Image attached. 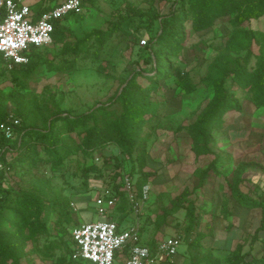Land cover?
Here are the masks:
<instances>
[{
	"label": "rangeland",
	"instance_id": "374dc122",
	"mask_svg": "<svg viewBox=\"0 0 264 264\" xmlns=\"http://www.w3.org/2000/svg\"><path fill=\"white\" fill-rule=\"evenodd\" d=\"M170 4L171 0H91L81 15L64 22L69 30L65 43H51L39 53L32 64L25 67L5 68L0 63L1 111L14 114L15 104H20L23 124L35 132H42L47 129L58 111L73 116L87 111L94 103L105 102L118 88L126 71L131 72L136 67L144 72V76L151 75L154 63L145 62L150 53L147 43L158 33V23H148L146 16L139 18L134 10L166 13ZM245 4L248 8L242 16L244 19L238 29L240 35L236 38V47L232 49L227 48V43L234 32L233 20L238 16L236 10L216 17L203 30H195L189 19L190 15L186 14L183 18L181 40L174 44L165 42L163 45L168 61L178 68L179 74H174V71L166 78L156 79L158 88L150 91L144 98L146 105H156L155 113L144 115L146 120L138 133L135 150L130 155L114 143H109L93 152L95 161L98 162L105 154L120 158L123 164L121 176L133 179L138 173L132 174L130 168L136 165V156L141 151L145 152L146 169L153 171L155 175L146 182L150 184L151 191L139 215L143 222L142 229L153 242L168 235L181 238L178 253L167 264H205L201 257L212 248L213 235L220 234V229L216 228H224L226 222L231 221V218L225 221L221 219L222 206H226L227 210L228 205L232 208V214L238 213L242 218L241 224L243 220L246 221V227L249 226L246 225L247 222H251L256 215L253 210L245 213L229 198L228 186L233 180L232 173L236 164L244 158V143H259L256 133L259 131L257 117L264 113V107L255 108L250 100V93L234 81L238 73L233 71V74L228 75L225 85L238 98L241 110L231 109L226 112L221 126L213 130L212 147L220 155V161L217 163L218 171L212 172L204 180L195 177L193 171L196 168H205L213 156L196 157L191 150V136L183 129L193 123L212 97L213 88L207 85L206 80L209 67L214 61L219 58L225 60L229 70L235 68L234 60L240 63L242 69L253 70L255 67L256 56L259 54L257 41L260 34L264 33V13L254 15L259 8V0H246ZM213 6L209 8L212 9ZM106 31H109V36L102 39L101 33ZM74 48L79 51L76 55L73 54ZM247 50L250 51V57L243 66L242 58ZM177 78L184 80L185 84L193 85V90L187 91L177 86L174 82ZM135 79L142 87L152 86L140 74L135 75ZM132 98L134 100L135 97ZM249 119L255 122L252 127L248 124ZM63 133H68L65 122L57 121L53 134L62 136ZM234 142L240 148L235 155L231 150ZM69 144L72 145L70 141ZM9 149L11 148L8 147V152L4 154L0 153V159L5 157V160L12 161L15 169H9L5 174L14 190L7 193V189H4L6 197H17L24 193L36 195L45 201L58 200L62 203L67 200L65 204L68 206L64 210L70 211L73 224H76L75 219L79 222L100 219L101 216L95 209L94 196L86 207H80V203L77 206L75 202H72L74 206L71 205V199L84 190L79 172L82 153L71 158H62L66 169L61 172L53 166L52 161L46 160L49 157L40 145H37L38 157L34 165L27 162L30 160L27 158L29 151L24 150L17 154V151ZM30 154L32 158L35 157L33 153ZM104 176L103 179L89 180V187L97 190L96 196L106 189L109 190L111 173H105ZM244 187L249 190L252 186L242 183L243 190ZM184 190L188 192V201L183 204L176 202V196ZM256 197L260 198L261 195L249 197V200ZM2 200L0 194L1 210L7 211L8 206ZM189 201L195 204L201 214L200 221L194 228L188 227ZM169 212L171 213L167 215ZM45 215V228L34 233L35 237L27 238L15 250L18 264H52V260L65 254L66 249L60 247L50 257L42 255L41 251L45 250L46 242L67 239L70 230V225L62 224L65 220L58 206L48 205L47 212L43 210L41 213V216ZM198 229L207 234V239L201 241L203 245L199 250L190 243ZM22 233L28 236L29 229L24 228ZM212 253L214 257L222 258L221 264H231L228 253L215 249ZM117 262L115 264H122L123 256L119 255Z\"/></svg>",
	"mask_w": 264,
	"mask_h": 264
},
{
	"label": "trees",
	"instance_id": "16d2710c",
	"mask_svg": "<svg viewBox=\"0 0 264 264\" xmlns=\"http://www.w3.org/2000/svg\"><path fill=\"white\" fill-rule=\"evenodd\" d=\"M91 0H86L83 3V9L90 3ZM170 1V0H168ZM260 5L257 12L254 15L264 13V0H259ZM246 0H171V4L166 13H159L156 10L147 11L135 9L134 14L139 18L146 16L148 23H158V33L153 39L147 43L149 54L145 59L147 64L154 63L152 68V74H146L134 67L132 71H126L121 79L118 88L114 93L105 101L94 103V105L85 112L69 115L61 114L62 112H56L54 117L49 122V126L45 131L35 132L32 128H27L22 120V110L20 104L16 103L14 117L19 120V125L15 128L14 138L7 139L0 132V153L4 154L9 150L17 151L19 154L21 151H29L27 160L29 165H34L37 159V145L42 146L46 155L53 162V166L58 171L64 172L66 167L63 164L62 158H71L78 153H82L80 162V176L82 178V184L84 185L83 193L75 196L71 199V203H84L86 206L89 201L92 200V196L97 191L89 187V180L91 178L103 179L105 173H111V182L109 190L116 198V204L108 216L100 217L101 220L112 219L118 227L127 219L129 213H131L129 203L124 190L121 188V167L122 161L116 158L114 155L105 154L99 162L95 161L93 152L97 148H102L104 145L114 143L118 148L126 153L130 154L136 148V141H138V133L140 132L146 118L144 115L147 113L154 114L155 106L153 104L146 105L144 98L153 89L158 88V84L155 82L156 79L161 77H168L171 74L178 73L177 67L172 66L171 61H168L166 52L163 49L165 42L174 44L178 40H181L183 33L181 32L183 27V18L186 14H189L192 27L195 30H203L209 27L216 17L225 16L231 11L237 12V15L233 20L234 32L232 37L227 43V48L232 49L236 47V38L240 35L238 29L241 27L242 16L246 14ZM213 6L210 9V6ZM38 10H44L40 8ZM249 11V9H248ZM83 12V11H82ZM80 14H68L63 19L57 21L54 24V31L52 33V43H65L69 30L64 24L65 21L75 18ZM242 33V32H241ZM261 37L257 41L259 47V54L256 56L255 67L253 70H246L240 68V63L234 60L233 69L229 70L225 60L220 58L214 61L208 72L206 80L207 85L213 88L212 97L202 109V111L196 116L193 123L184 126L185 132H187L192 139L191 150L194 155H212L213 159L207 164L205 168H196L193 171V175L198 179L207 178L212 172L218 171V161H220V155L216 153V149L212 147L214 136L212 134L216 127H220L223 121V115L231 109L237 111L241 110V106L238 98L229 92L225 85V79L228 75H235L234 81L246 92L250 93V100L255 108L264 107V33L260 34ZM109 31L101 33L102 39L108 38ZM153 42V43H152ZM152 43V44H151ZM49 46V45H48ZM32 48L29 53V61L24 65H15L13 67H25L38 58L39 53L48 48ZM79 51L74 48L73 54L76 55ZM71 54V53H70ZM250 51L247 50L245 56L242 58L243 66L249 61ZM1 63V57H0ZM234 71V72H233ZM141 75L151 82L152 86L142 87L137 80L135 75ZM180 75H178L179 77ZM14 78L16 75L14 74ZM184 81V80H183ZM179 78L175 79V84L180 88H185L187 91L193 90L194 86L191 84H185ZM132 97H135L134 100ZM8 114L1 111L0 108V122L5 120ZM57 121H64L65 128L68 133L61 135L53 134V127ZM74 134V135H73ZM35 135V136H34ZM46 140V141H45ZM69 141L72 145L69 144ZM48 142V143H47ZM35 155L32 158V154ZM25 155V154H22ZM17 158H20L17 156ZM2 157L0 162L9 167V169L15 170L12 161L5 160ZM22 159V158H21ZM136 165H132L130 172L132 174L138 173L134 180L135 186L139 190L143 184H145L149 177L155 175L151 170H147V161L145 159V152L141 151L136 156ZM248 167L243 163L239 162L236 164L232 177L233 180L229 183V197H232L234 201L245 208H260L261 219L260 228H264V195L256 199L249 200V197L240 190V185L244 181L243 174ZM14 173V171H13ZM3 175V172H2ZM95 176V177H91ZM43 182L42 179H39ZM4 189H7V193L13 192L14 190L10 187V180L4 176L0 181V194L2 201L8 206V210H1L0 207V264H18V258L15 250H18V246L23 244L25 240L37 233L41 228H45L46 215L41 216L43 210L47 212V206L53 205L58 206L60 213L62 214L66 225H70L68 238H64L60 241L49 240L44 245L45 250L41 251L43 256L50 257L54 250L64 247L66 250L64 255L56 257L52 264H89L86 260L72 258V253L75 250L74 242L72 240L70 231L75 227L79 220H76V224L70 216V211L64 210L68 205L65 204L67 200L62 203L58 200L45 201L36 195H25L20 193L17 197H9L4 194ZM187 190H184L182 194L176 196L175 201L184 203L188 201ZM259 196V195H258ZM180 205V204H179ZM126 207V208H124ZM224 210V209H223ZM200 210L195 208V204L189 201V223L188 227L194 228L200 221ZM169 212L167 215H169ZM187 213V214H188ZM85 222V221H84ZM72 225V226H71ZM24 228L29 229V235L25 236L22 232ZM68 228V229H69ZM63 231L64 228H61ZM67 231V230H66ZM207 237L204 231L197 230L194 233V237L190 241L194 247L199 250L202 247V240ZM254 238V237H253ZM61 244V245H60ZM63 244V245H62ZM144 244V243H142ZM155 241L147 244L149 247H153ZM242 244L238 243L234 250L228 253V261L231 264H251V261H246L245 254L242 253ZM214 248H210L203 256L201 260L205 264H221L222 258L214 257ZM127 247L116 250L114 253L115 261L119 255L124 257L127 255ZM225 258V257H224ZM115 262V263H116ZM167 264V260L161 261ZM118 263V262H117Z\"/></svg>",
	"mask_w": 264,
	"mask_h": 264
},
{
	"label": "built area",
	"instance_id": "2783aa9c",
	"mask_svg": "<svg viewBox=\"0 0 264 264\" xmlns=\"http://www.w3.org/2000/svg\"><path fill=\"white\" fill-rule=\"evenodd\" d=\"M86 0H61L39 13L30 0H0V57L5 68L24 65L29 61L30 50L52 43L54 24L68 14H80ZM19 120L9 113L0 122V132L7 139L14 138ZM9 167L0 162V181ZM3 172V175H2ZM124 190L133 221L121 228L112 219L78 223L70 231L75 250L73 259H83L89 264H115L116 250L127 247L124 264H157L170 261L178 252L181 238L170 235L158 239L153 247L141 243L139 215L148 200L151 186L145 183L138 190L134 180L122 176L119 180ZM116 196L106 189L94 199L99 216H108L116 204ZM74 206L73 203H71Z\"/></svg>",
	"mask_w": 264,
	"mask_h": 264
},
{
	"label": "crops",
	"instance_id": "0c3cea01",
	"mask_svg": "<svg viewBox=\"0 0 264 264\" xmlns=\"http://www.w3.org/2000/svg\"><path fill=\"white\" fill-rule=\"evenodd\" d=\"M61 0H30L32 3V7L34 10H36L37 13H39L42 10H38L40 8H48L50 4H53L55 2H58ZM253 118V117H252ZM254 119V118H253ZM259 131L258 133L259 137V143L253 144L255 147H253L252 143H248L245 141L243 146L244 151V158L242 159V162L248 167L245 170V173L243 174L244 181L243 184L245 185H251L253 189L249 190L244 187V190L241 188L240 190L246 194L247 196H258V195H264V113L260 114L259 117ZM255 123V122H254ZM252 119H249L248 124L252 127L254 124ZM250 127V128H251ZM246 137V133L244 134V139ZM237 142H234L232 144L233 149L231 148L233 155L236 154V151H239L240 148L236 144ZM247 150V152H246ZM230 151V149H229ZM240 159V158H239ZM242 184V183H241ZM95 189V188H94ZM247 189V190H246ZM94 191H97L96 189ZM97 194V192H96ZM96 194L94 197H96ZM99 194V193H98ZM93 197V198H94ZM92 198V200H93ZM232 198V197H229ZM234 201V199L232 198ZM230 203V201H229ZM232 203V201H231ZM235 205L239 207V209H242L245 211L253 210L255 211L256 215L252 219L251 222L246 223L245 220L242 222V218L236 214L235 212L232 214V208H229L227 205V210H225V207H223L222 214H220L221 211H219L220 217L223 221L229 220L231 218V221L229 220L226 222V227L222 228H216L220 229V234L217 235L216 233L213 235V241L211 243V247L215 250H218L219 252H231L234 250L235 246L240 243L242 244V253L245 254V260L251 261V264H264V228H260V219H261V209L260 208H245L241 206L240 204L236 203L234 201ZM79 202L76 203L78 206ZM80 207H86L84 203H80ZM232 207V204H231ZM238 209V210H239ZM236 210V209H235ZM240 212V211H238ZM85 218V217H84ZM134 219L133 214L129 213V216L127 219L121 224V228L127 226L130 224ZM81 223V222H79ZM140 232H141V243L144 244H150L152 242L151 238L145 235V230L142 229V224L140 218ZM221 224V223H220ZM223 225V224H222ZM216 226V224H215ZM214 226V227H215ZM230 226V227H229ZM212 227V226H211ZM214 227L212 228L214 230ZM217 227V226H216ZM142 229V230H141ZM211 229V230H212ZM149 231V229H147ZM170 236V235H168ZM167 237V236H165ZM254 237V238H253ZM159 237L158 239H160ZM157 239V240H158ZM207 239V237H205ZM156 240V241H157ZM155 241V242H156ZM181 246V245H180ZM213 249V250H214ZM179 251V249H178ZM178 253V252H177ZM176 256V255H175ZM174 256V257H175ZM157 264H165L162 262H159Z\"/></svg>",
	"mask_w": 264,
	"mask_h": 264
}]
</instances>
